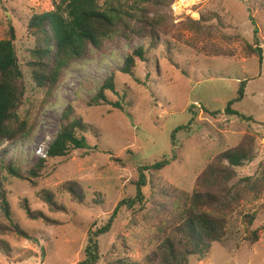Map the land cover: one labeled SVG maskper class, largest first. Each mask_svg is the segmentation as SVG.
<instances>
[{
	"label": "rangeland",
	"instance_id": "obj_1",
	"mask_svg": "<svg viewBox=\"0 0 264 264\" xmlns=\"http://www.w3.org/2000/svg\"><path fill=\"white\" fill-rule=\"evenodd\" d=\"M61 1L0 0V41L13 26L27 83L20 115L31 127L24 139L0 141V161L29 171L44 158L36 152H46L56 138L67 106L90 125L83 134L86 149L50 160L36 186L2 174L13 219L32 240L0 233V240L10 247L9 253L0 251V264H79L90 229L103 227L123 199L135 196L139 165L154 164L176 152L177 161L148 176L152 181L144 190V207L134 213L123 208L111 232L100 238L98 264H116L121 259L142 263L175 226L173 193L192 194L208 165L242 145L252 150L254 159L235 169L229 183L232 188L223 191L234 197L228 195L229 207L223 210L228 222L226 240L214 243L205 258H192L190 264H264V58L260 63L255 52L251 21L258 27L257 40L264 54V0L145 4L159 38L155 47L148 36L129 33L130 42L117 38L101 51L91 49L86 59L69 65L49 96L35 88L25 66L28 51L34 47L26 27L33 15L55 10ZM140 47L147 50L146 62H139L135 77L121 74L127 56ZM112 73L117 95L108 93V99L121 103L124 111L89 107ZM243 81H248L245 98L233 109L254 122L224 114L212 116L209 112L224 111ZM192 120L190 130L175 135L174 146L173 131ZM70 181L82 186L83 204L62 191ZM41 190L55 193L67 212H51L38 197ZM215 191L221 193L219 187ZM24 200L52 223L29 220L22 209ZM248 216L254 217L253 224L248 223ZM0 222L8 223L1 210ZM254 230L259 240L251 243Z\"/></svg>",
	"mask_w": 264,
	"mask_h": 264
},
{
	"label": "trees",
	"instance_id": "obj_2",
	"mask_svg": "<svg viewBox=\"0 0 264 264\" xmlns=\"http://www.w3.org/2000/svg\"><path fill=\"white\" fill-rule=\"evenodd\" d=\"M156 1L158 0H62L55 10L33 15L27 24L26 32L33 38L34 47L28 51L29 62L25 66L29 68L35 88L52 96L63 72L72 62L86 59L91 49L101 51L107 43L117 38L130 42L129 33L135 36H148L150 44L155 47L159 38L155 25L148 17V8L144 5ZM251 21L255 27L253 31L255 52L262 63L264 54L257 40L258 27L253 18ZM136 23H140L141 27L137 28ZM16 40L15 29L10 25L6 38L0 41V141L16 142L31 132L29 122L20 115V108L24 105L27 94V83L23 65L15 49ZM169 59L172 62L171 58ZM146 60L145 48L134 49L125 59L121 74L135 77L139 62ZM247 85L248 81L240 83L237 96L227 103L223 112H207L212 116L224 114L238 117L242 121L254 122L252 117L242 115L233 109L235 104L244 100ZM116 87V76L112 73L101 86L97 96L89 102V107L110 106L124 111L121 103H114L108 99V93L117 95ZM192 122L193 120L173 131L174 146L175 135L179 131L190 130ZM89 129L90 125L75 113L72 106H67L62 113L61 128L56 138L47 147L44 158L39 159L29 171L23 172L16 163L7 164L5 159L0 161V210L8 222L7 224L0 222V233L8 232L21 239L32 240L13 219L11 205L3 187L2 174L7 173L36 186V180L42 176L50 160L65 158L72 151L86 149L87 143L83 134L88 133ZM253 159L252 150L243 145L221 154L198 178V189L192 194L180 191L173 193L172 212L175 226L170 228L168 235L156 250L146 256L142 263L121 259L116 264H190L192 258H205L214 243L224 242L227 237L228 222L223 210L229 207L227 200H230L228 195L231 194H223V191L228 187L232 188L229 183L235 175V169ZM177 160L178 154L174 152L170 157H164L154 164L139 165L138 180L134 183L135 196L123 199L103 227L90 229L84 260L79 264L100 262V238L111 232L121 210L125 208L134 213L137 207H144L146 202L144 190L152 181L148 176L161 172ZM113 161L121 162L114 158ZM245 182L249 184L251 179L248 178ZM217 187L221 193L215 191ZM61 189L74 202L80 205L84 203L85 192L78 183L67 182ZM38 197L51 212H67L66 206L57 200L52 191L41 190ZM231 197L234 199L232 195ZM22 209L29 220L52 223L43 212L32 210L28 200L23 201ZM247 219L249 224H253L254 217L248 216ZM258 240V231H252L251 243ZM0 251L10 252L9 245L2 240Z\"/></svg>",
	"mask_w": 264,
	"mask_h": 264
},
{
	"label": "built area",
	"instance_id": "obj_3",
	"mask_svg": "<svg viewBox=\"0 0 264 264\" xmlns=\"http://www.w3.org/2000/svg\"><path fill=\"white\" fill-rule=\"evenodd\" d=\"M36 153H37V155L42 156V157H44L46 154V152H44L43 149H39Z\"/></svg>",
	"mask_w": 264,
	"mask_h": 264
},
{
	"label": "bare ground",
	"instance_id": "obj_4",
	"mask_svg": "<svg viewBox=\"0 0 264 264\" xmlns=\"http://www.w3.org/2000/svg\"><path fill=\"white\" fill-rule=\"evenodd\" d=\"M187 1H188V0H182L181 2H182V3H186Z\"/></svg>",
	"mask_w": 264,
	"mask_h": 264
}]
</instances>
